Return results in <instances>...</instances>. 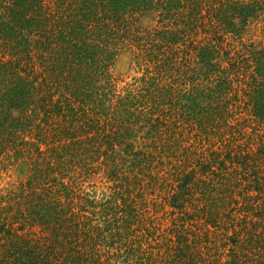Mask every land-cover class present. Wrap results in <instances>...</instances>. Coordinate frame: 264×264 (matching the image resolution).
I'll return each instance as SVG.
<instances>
[{
	"label": "trees",
	"instance_id": "16d2710c",
	"mask_svg": "<svg viewBox=\"0 0 264 264\" xmlns=\"http://www.w3.org/2000/svg\"><path fill=\"white\" fill-rule=\"evenodd\" d=\"M20 164L0 264H264V0H0Z\"/></svg>",
	"mask_w": 264,
	"mask_h": 264
},
{
	"label": "rangeland",
	"instance_id": "374dc122",
	"mask_svg": "<svg viewBox=\"0 0 264 264\" xmlns=\"http://www.w3.org/2000/svg\"><path fill=\"white\" fill-rule=\"evenodd\" d=\"M146 24H150L151 21L149 19L145 20ZM133 60V52L130 49L124 50L118 57L116 61L115 71L118 75L128 76L130 74V66ZM27 173V166L24 164H20L13 168L10 173L3 175L0 179L2 184H7L11 181H15L20 177H23Z\"/></svg>",
	"mask_w": 264,
	"mask_h": 264
}]
</instances>
